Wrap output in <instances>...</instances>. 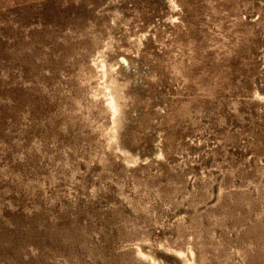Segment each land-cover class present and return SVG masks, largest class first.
I'll return each instance as SVG.
<instances>
[{"label":"rangeland","instance_id":"1","mask_svg":"<svg viewBox=\"0 0 264 264\" xmlns=\"http://www.w3.org/2000/svg\"><path fill=\"white\" fill-rule=\"evenodd\" d=\"M137 245L264 264V0H0V264Z\"/></svg>","mask_w":264,"mask_h":264},{"label":"bare ground","instance_id":"2","mask_svg":"<svg viewBox=\"0 0 264 264\" xmlns=\"http://www.w3.org/2000/svg\"><path fill=\"white\" fill-rule=\"evenodd\" d=\"M103 57L104 56H102V58ZM97 58L98 59L94 62V65L100 70V73L103 76L102 79L104 80L105 78V80L101 82L102 84L99 88V91L104 95L106 103L110 110V114L112 117V126L109 130V136L111 144H115L118 127L121 121V114L123 112V103L121 100L124 99V96L122 95L123 93H121L119 84L115 82L116 78L114 80V78L110 76V67H108L107 64L104 63L105 61H103L101 57ZM107 75L110 77H107L106 79ZM125 157L131 160L129 156ZM135 252L136 256L139 259H143V261L145 260L150 264H164L163 261L159 257H157V255H155L149 248L143 249L140 245H137ZM176 254L179 256L182 264H196L193 251L191 249L188 248V250H177Z\"/></svg>","mask_w":264,"mask_h":264}]
</instances>
